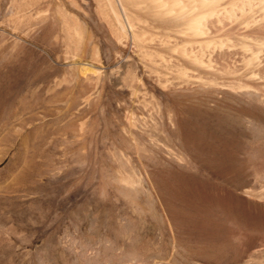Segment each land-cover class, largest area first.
Returning <instances> with one entry per match:
<instances>
[{
	"label": "rangeland",
	"instance_id": "1",
	"mask_svg": "<svg viewBox=\"0 0 264 264\" xmlns=\"http://www.w3.org/2000/svg\"><path fill=\"white\" fill-rule=\"evenodd\" d=\"M29 3L0 0V69L27 84L0 131V264H264V103L164 86L142 53L179 40L140 21L142 40L123 49L95 0H38L39 15ZM45 23L53 46L35 39ZM227 52L200 57L242 69Z\"/></svg>",
	"mask_w": 264,
	"mask_h": 264
},
{
	"label": "bare ground",
	"instance_id": "2",
	"mask_svg": "<svg viewBox=\"0 0 264 264\" xmlns=\"http://www.w3.org/2000/svg\"><path fill=\"white\" fill-rule=\"evenodd\" d=\"M95 1L97 2V9L99 13L103 15L106 21H108L109 31L112 38L123 49L128 47L129 42H138L142 40L141 32L143 29L139 27L141 25L139 23L140 21H143L145 26L147 25V27H144L151 31L152 36L156 34L161 38L162 41L170 36H173L179 40V45L177 42L176 45L173 46L171 44L172 46H167L165 49H149L142 53L143 57L147 59L146 62L151 65V71L157 75L158 81H162L160 83H162L164 86L179 89H186L189 87L190 89L191 87H207L206 89L211 88L213 90L211 92H236L239 95L247 97L248 99H254L264 103V0ZM39 3L38 0H30L29 3L37 15L46 10L40 6ZM60 5L61 4L56 5V8L59 9V11L62 10H60ZM62 16L63 23L65 25L63 28L65 31L63 42H65L68 47L70 46L72 40L75 39L72 37L71 33L74 28L72 30L70 29V25L72 23L71 15L64 11ZM208 25H236L237 28L240 27V30H243L244 34L242 36L235 37L233 41H231L230 34L234 33V31L229 30L223 35L220 33L221 36H218V34L212 35L210 31L211 29ZM154 28L158 30H154ZM208 28L210 29L209 31ZM215 28H213L214 31ZM216 29L218 32H220L218 28ZM223 31H225V29H223ZM55 32H57L56 27L51 26L50 23L49 25L46 24L44 25L40 36L35 37V39L40 40L49 46H53V41L55 39H52V35ZM188 45H190V54L187 51ZM135 48H137V46ZM231 48L238 49L241 52L242 57L244 56L245 60L242 69L236 70L227 66L213 69L211 64H205L200 57L205 53L208 54L207 57H213L215 55L222 54L227 55V51H231ZM20 51L22 50L20 49ZM132 51H134V49ZM26 52L27 50L25 53ZM170 52L172 54L171 56L168 54L170 57L167 58L165 53L167 54ZM172 57L174 59H172ZM170 58V62H174L173 66H175V70L173 71L172 75H170L171 73L168 72L170 76H167V70L170 67H173L168 66L167 62L170 60ZM10 59L13 63L17 62L19 59L18 53L13 55ZM157 60L159 61V64H162L161 67L164 66L166 69L163 68L158 71L156 68H154L153 65H157ZM2 63L4 66H7L10 61H7L6 59V61H3ZM30 65L32 66L33 64ZM70 65H77L79 71H81L83 74H87V71L93 75L99 74V68L84 67L81 62H70ZM23 78L24 79L20 81L17 77H15V74L12 71L5 73L0 69V83L3 84L0 86V131L6 127L9 129L11 120L18 113L19 108L21 107L22 110L25 108L24 99L19 97V94L22 93L21 91H23L26 87L25 85H27L21 84L25 81V76H23ZM37 79L38 75L35 74L33 82H36ZM137 91V88H134L133 92ZM31 107L28 106V110ZM22 113L24 114L25 112L23 111ZM9 134L11 135V133L8 132L6 137H4L5 141L11 139ZM23 143L24 141L22 144ZM25 143H27L26 140ZM11 144L13 145V143ZM17 152H19L18 148L16 149V153ZM0 153L2 152L0 151ZM257 264L262 263L258 261Z\"/></svg>",
	"mask_w": 264,
	"mask_h": 264
}]
</instances>
